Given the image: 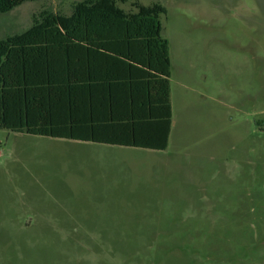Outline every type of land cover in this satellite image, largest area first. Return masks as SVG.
Segmentation results:
<instances>
[{"label":"rangeland","instance_id":"obj_1","mask_svg":"<svg viewBox=\"0 0 264 264\" xmlns=\"http://www.w3.org/2000/svg\"><path fill=\"white\" fill-rule=\"evenodd\" d=\"M79 1L0 14V40ZM152 2L167 10L169 163L0 130V264H264V0Z\"/></svg>","mask_w":264,"mask_h":264},{"label":"trees","instance_id":"obj_2","mask_svg":"<svg viewBox=\"0 0 264 264\" xmlns=\"http://www.w3.org/2000/svg\"><path fill=\"white\" fill-rule=\"evenodd\" d=\"M33 1L40 0H0V14ZM142 1L83 0L68 15L42 10L26 30L1 39L0 130L166 150L171 63L161 18L167 10ZM133 68L143 74L134 78Z\"/></svg>","mask_w":264,"mask_h":264},{"label":"crops","instance_id":"obj_3","mask_svg":"<svg viewBox=\"0 0 264 264\" xmlns=\"http://www.w3.org/2000/svg\"><path fill=\"white\" fill-rule=\"evenodd\" d=\"M26 30V29H25ZM169 56H170V52H169ZM170 63H171V59H170ZM136 67H139V66H136ZM121 71V77L124 76L125 74V70L122 69L120 70ZM133 71V75H134V78H136V76H138L139 74H143L141 73V71H139L138 69H132ZM170 77H171V74H170ZM169 81V102H170V108H171V120H172V103H171V93H170V78L168 79ZM152 86H153V89L150 91V104L152 105L151 107L152 108H156V103H157V98H158V92L156 91L157 90V86L156 85H153L152 83ZM147 95H145V100H147ZM156 99V103H154V100ZM170 130H171V127H170ZM170 130H169V136H168V141H169V138H170ZM67 141H72V142H79V143H89V142H83V141H78V140H67ZM109 146V145H108ZM121 147V146H120ZM167 147H168V143H167ZM127 148H131L133 149V147H127ZM136 150H142V151H147L148 153H152L153 155L148 157V158H151V159H155L154 161H157V162H161V163H157L159 165H162L163 164V160L165 159V162L166 164L169 163V160L170 158L168 157V154L166 153V150H163V151H154V150H146V149H141V148H134ZM167 149V148H166ZM152 161V160H150ZM153 162V161H152Z\"/></svg>","mask_w":264,"mask_h":264}]
</instances>
